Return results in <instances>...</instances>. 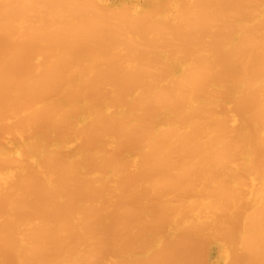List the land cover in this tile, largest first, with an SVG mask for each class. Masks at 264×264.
I'll return each instance as SVG.
<instances>
[{
    "label": "bare ground",
    "instance_id": "bare-ground-1",
    "mask_svg": "<svg viewBox=\"0 0 264 264\" xmlns=\"http://www.w3.org/2000/svg\"><path fill=\"white\" fill-rule=\"evenodd\" d=\"M0 264H264V0H0Z\"/></svg>",
    "mask_w": 264,
    "mask_h": 264
}]
</instances>
